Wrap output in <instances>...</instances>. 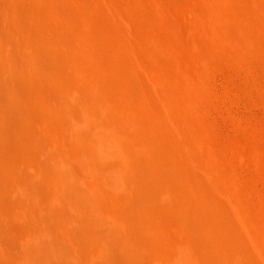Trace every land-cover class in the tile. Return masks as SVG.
I'll return each instance as SVG.
<instances>
[{
	"label": "bare ground",
	"instance_id": "1",
	"mask_svg": "<svg viewBox=\"0 0 264 264\" xmlns=\"http://www.w3.org/2000/svg\"><path fill=\"white\" fill-rule=\"evenodd\" d=\"M148 2L0 0V264H264L211 117L224 65L264 100V0Z\"/></svg>",
	"mask_w": 264,
	"mask_h": 264
},
{
	"label": "rangeland",
	"instance_id": "2",
	"mask_svg": "<svg viewBox=\"0 0 264 264\" xmlns=\"http://www.w3.org/2000/svg\"><path fill=\"white\" fill-rule=\"evenodd\" d=\"M167 1L175 6L174 10L179 16V22L188 23L190 21L185 9L186 2L190 0ZM145 2L150 6L148 0H145ZM238 72V76L235 77V71L225 65L220 70L216 81V90L219 95L216 94L218 97L214 99L217 102H215L216 106L219 108L215 107L216 109L211 111V117L219 126L222 141L225 142L231 137L238 138L240 144L246 147L250 153L256 150L257 147L264 148V139H260V135H264V130L261 134L258 131V128L264 125V100L260 92L252 91V95L249 94L246 88L245 71L240 70ZM249 153L246 156H241L230 151L229 155L234 159L243 178H246L247 181L252 180L254 194L264 196V169H261L253 159L249 158Z\"/></svg>",
	"mask_w": 264,
	"mask_h": 264
}]
</instances>
